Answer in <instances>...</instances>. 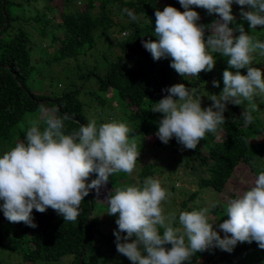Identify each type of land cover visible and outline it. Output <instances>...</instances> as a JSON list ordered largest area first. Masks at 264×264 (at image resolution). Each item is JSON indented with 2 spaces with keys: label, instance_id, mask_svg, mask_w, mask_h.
<instances>
[{
  "label": "trees",
  "instance_id": "obj_1",
  "mask_svg": "<svg viewBox=\"0 0 264 264\" xmlns=\"http://www.w3.org/2000/svg\"><path fill=\"white\" fill-rule=\"evenodd\" d=\"M81 1H85L82 6L76 5ZM165 6L184 11L179 0H0V153L24 140L29 121L39 118L41 105L58 107V115L70 117L64 121L65 134L77 131L91 120H99L101 124L125 123L130 129L129 140L136 142L139 151L138 183L124 172L111 175L99 191L90 189L75 222L64 221L63 216L51 208L44 213L33 209V222L37 227L31 228L23 222H9L0 210V263L5 264L2 254L8 252L9 258L14 254L23 264H55L69 258H72L69 264H88L86 258L94 250L100 253L103 263L104 252L96 248L95 235L100 233L101 225H114L118 218V214L106 213L107 199L118 187H142L145 179L158 174L164 164L158 152L152 150L172 146L170 153L175 166L184 172L191 171L192 176L199 170L196 192L189 195L179 192L180 196H186L181 211L198 210L194 202L203 191L215 193L216 207L209 208L208 216L220 222L227 219L228 201L253 186L251 182L231 177L236 167L245 164L256 177L264 171V163L260 161L264 155V101L256 95L253 98L256 109L251 111L253 122L250 125L245 127L241 118L245 109L251 110L248 101L240 105L228 104L225 123L216 132L206 133L195 150L184 149L175 137L164 144L155 135L163 114L151 110L154 103L168 94L166 89L183 83L196 90V95L201 96V107L206 108L212 101L205 100V94L219 95L224 87L223 71H236L229 68L228 58L219 53L215 54L213 70L202 71L198 77H181L170 67L171 60L163 65L160 60H154L143 42L157 39L154 13ZM125 8L137 15L136 22L122 11ZM190 8L199 14L197 23L200 25H210L219 19L217 14H209L206 9ZM92 10H96L97 15L92 16ZM114 10L119 20L113 19ZM232 14L235 20L229 27L242 26L246 33L264 41V26L252 30L240 16V10H232ZM114 28L127 33L117 43L120 53L113 59L101 54V63L95 60L92 68L81 63V55L97 46V36ZM208 34L206 30L205 38ZM35 56L41 62H34ZM69 61L74 62V69L62 71L63 80L67 82L63 87L58 88L60 83L53 79L48 80L46 91L34 87L32 81L42 80L40 66L48 68ZM252 66L260 68L264 74V57L255 55ZM100 70L105 72L100 74ZM239 71L246 75L247 69ZM72 75L76 78L70 80ZM212 80L218 81L219 87L211 85ZM149 154L152 161H148ZM95 178V173L90 174L86 183ZM228 187L234 189L235 194L223 200L222 194ZM169 188V192L175 190L174 183ZM2 203L0 201V205ZM160 231L162 233L163 229ZM4 234L8 237L7 243L3 242ZM102 235L106 244L115 240L113 234ZM112 251L110 248L109 252ZM188 264H264V249L255 241L238 242L231 253L224 251L217 256H207L197 252Z\"/></svg>",
  "mask_w": 264,
  "mask_h": 264
},
{
  "label": "clouds",
  "instance_id": "obj_2",
  "mask_svg": "<svg viewBox=\"0 0 264 264\" xmlns=\"http://www.w3.org/2000/svg\"><path fill=\"white\" fill-rule=\"evenodd\" d=\"M179 3L183 12L165 6L154 13L157 39L143 42L152 58L170 57V67L181 77L211 72L216 53L227 57L229 68L236 69L235 73L223 71L224 87L219 95L208 97L212 101L209 107L202 108L201 96L183 83L166 89L168 94L154 103L151 111L163 114L155 133L159 140L168 144L175 137L184 149L195 150L206 133L216 132L225 123L228 104L248 101L251 110L245 109L241 118L245 127L253 122L251 111L256 109L253 98L264 94V74L252 65L255 55L264 57V41L246 33L242 26L232 28L229 24L235 20L231 7L235 3L241 6L240 16L252 30L264 26V0H179ZM190 6L215 13L219 19L210 25H200L199 14ZM122 11L131 21L138 20L131 10ZM206 30L209 34L205 38ZM237 31L239 35H235ZM245 68L246 75H242L239 70ZM212 84L219 87L218 81ZM38 113L39 118L29 121L24 140L0 156V201H3L0 210L9 222H23L31 228L37 227L33 209L44 213L51 208L64 221L75 222L90 189L99 191L115 173L131 175L139 155L136 142L129 140L130 129L125 123L97 126L91 120L77 131L65 134L64 121L70 118L67 114L58 115V107L43 105ZM92 173L96 178L86 183ZM168 196L160 181L151 177L144 180L142 187H118L109 195L106 213L118 214L115 221L118 228L113 232L116 250L132 264H182L195 253L211 248L231 253L238 242L255 241L264 249V171L249 190L228 201L227 219L218 225L223 238L208 219L209 208L181 211L180 227H173L176 215L166 216L162 208ZM132 237L135 239L129 242ZM168 244L170 248L165 247Z\"/></svg>",
  "mask_w": 264,
  "mask_h": 264
},
{
  "label": "rangeland",
  "instance_id": "obj_3",
  "mask_svg": "<svg viewBox=\"0 0 264 264\" xmlns=\"http://www.w3.org/2000/svg\"><path fill=\"white\" fill-rule=\"evenodd\" d=\"M23 1V0H22ZM85 3V1H81V2H76V5L82 6ZM83 8V7H82ZM241 8V6L233 3L232 4V10L235 11H239ZM246 9H248L245 6ZM97 11L96 10H92L90 12V14L92 16L97 15ZM113 19L115 20H119V18L116 16V11L114 10L113 12ZM126 32H122L119 31L114 28L111 29L110 31L106 32V33H100L97 36V46L95 48L90 49V51L86 52V54L81 55L80 57V61L81 63H85L87 67L92 68L95 64V60H98V63H101L102 60H100V55L104 54L105 57H107L108 59H113L115 56H117L120 53V49L117 46L118 42H121V39L124 38ZM44 47V45H42ZM84 52V50L82 51ZM171 58H161L160 62L163 65L166 64L168 61L170 62ZM34 62H41L37 56H35V60ZM101 68H105V67H101ZM40 69L42 71V76L41 79H36L34 81H32L35 85L34 87L40 88L44 91L48 90L47 84H48V80L49 79H53L56 82H59L60 85L58 86V88L63 87L65 84H67L66 81L63 80L65 74L62 73L63 70H73L74 69V62L73 61H69V62H62L60 64L57 65H53L50 66L48 68H42L40 66ZM105 71L100 70L99 73L103 74ZM76 76L72 75L70 77L71 79H75ZM214 80L211 81V85L212 82ZM210 95L205 94V100H209L208 97ZM256 96L262 97L260 100L264 101V94H258ZM97 125H101V121L99 120H95ZM171 150H173L172 146H168L165 150H152V151H156L158 152V157L161 159V161L163 162L164 166H162V168L157 172L158 174H155L152 178L157 179L160 181L161 186L166 187L167 192L169 193L168 198L162 202V208L164 210V214L166 216L171 215V214H175L178 218L179 213L181 211V203L182 200L186 199V196H180L179 192H185L187 193V195L192 194L194 192H196L197 190V185H196V180L197 178H199V170L197 169L196 172L194 173V175H191V171L189 172H184L181 168H178L177 166H175L174 164V160H173V156L171 155ZM146 153H150V151L146 150ZM4 153H0V156H2ZM148 155V161H152V157L151 155ZM261 163H264V155L262 157V159L260 160ZM137 172L138 169L135 168L133 173L131 175H129L132 180L136 183H138V176H137ZM232 178L234 177V179H237L240 182H244V181H248L254 183V180L256 179L255 174H253V172L250 170L249 166L245 165V164H241L239 166L236 167V169L233 171L232 173ZM231 178V179H232ZM174 183V187L175 190H173L172 192L170 191L169 186H171V184ZM250 185H246V187H249ZM235 194V190L232 189L231 187L226 188V190L224 191V193L222 195H224V199H226L225 196H229L232 197ZM236 194H239V191L236 192ZM219 198V196H218ZM217 196L215 195V193H209V192H205L203 191L202 194H200L199 198L195 200L194 205L197 206V209H203V208H210L212 204L216 203ZM184 211V210H183ZM208 219L210 222H214L213 223V229L216 230L218 232V234L221 236V238H223L224 233L219 229L218 225L219 223H221L220 221H215L213 219H211L208 216ZM177 223V224H176ZM176 223L174 224L175 227H180V225H178V220L176 221ZM100 229V233L95 235V241L97 242L96 244V248L102 252H104V260L103 263H101V255L98 251L94 250L93 252H91L86 260L88 264H132V262L125 257L124 255L120 254L117 252L116 250V244H115V240L111 241L109 244L105 243V240L102 238L103 235L102 234H113L114 230H116L118 228L117 224L111 225V226H107V225H101L99 227ZM13 229H17V228H13ZM102 233V234H101ZM122 234V233H121ZM126 235V233H124ZM114 236V235H113ZM131 239H135V237L130 238L129 242H131ZM3 242L7 243L8 242V237L6 234L3 235ZM166 248H170L171 245H165ZM112 248L113 251L109 252V249ZM143 252V250H142ZM224 252L223 250L219 249V248H211L209 250L203 251L201 253H205L207 256L209 255H214L217 256V254ZM146 254V253H143ZM193 258V256L191 257V259ZM190 259V260H191ZM2 260L5 261V264H23V262H20V258L16 255H11L10 258L8 256V252H5L2 254ZM72 260V258H69L68 261L63 260L60 263H55V264H62L64 261V264H69V262ZM189 261H184L182 262V264H188ZM2 264V263H0Z\"/></svg>",
  "mask_w": 264,
  "mask_h": 264
}]
</instances>
